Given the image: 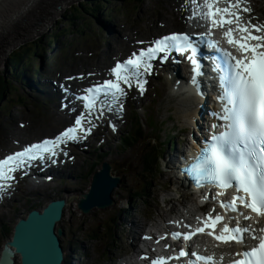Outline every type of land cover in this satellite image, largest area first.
Masks as SVG:
<instances>
[{"label": "rangeland", "instance_id": "1", "mask_svg": "<svg viewBox=\"0 0 264 264\" xmlns=\"http://www.w3.org/2000/svg\"><path fill=\"white\" fill-rule=\"evenodd\" d=\"M46 1L50 2L54 0ZM86 1L87 0H66L65 3H61L60 0H55V7L51 2L49 9L51 10L53 8L52 12H54V17L48 20H42L44 25L40 24V29H34L33 34L28 35L34 37H30L29 40L23 41L22 43L31 42V45H35L33 40L51 33L52 28H55L56 26L61 28L64 27V21H67L66 15L71 7L74 4L84 3ZM173 1L175 0H144L141 4H134L133 0H109L107 4L108 9L114 8V16L112 18L105 16L103 10L98 12V10L92 9L91 11L94 13V16L89 15V19H86L85 21L88 23H94L91 24L90 29H88L89 31L91 29H96L98 33L104 34L108 39L126 38L129 35L134 38L140 35L139 37L147 39L162 32L181 29L179 25L174 23V20L177 19V14L175 6L172 4ZM35 7L38 8L40 12H45L47 10L45 7H40L39 4ZM36 8H33L32 10L28 9L25 12L23 11L19 16L10 18V20L5 22L4 25H6L7 28L16 26L15 28L17 32L27 31L31 25L25 22L30 20L25 15H27L29 11L34 12ZM257 8L264 16V0L258 1ZM96 20L97 22H95ZM156 22L159 27L155 24ZM19 24H21L22 27H17ZM152 24H154L152 30L157 32H151ZM164 24L165 26H162ZM105 25H111V34H108ZM68 29L69 32L61 37L67 38L68 42L70 41L73 50H75L76 47H85L88 45L86 40L89 36L81 35V33L77 31V26L74 27L71 24H68ZM1 30L2 34H5V30L3 28ZM25 37L26 36H19L17 42ZM106 37H104V40ZM3 39L4 37L0 38V41ZM119 49H123V45L119 47ZM87 50L89 51L90 49ZM115 50L116 49H114L113 46L109 47L101 58H110ZM111 51L113 52L110 54ZM42 53L43 51L40 52V55H42ZM9 54L10 53L7 52L2 57L4 58L3 63L0 59V64H2L0 65V71L6 76L11 89L22 88L25 82L17 81L15 75H12L7 71ZM47 55L51 57L52 53L48 52ZM43 56L41 58L40 56L36 58L35 56L31 57L33 62H42ZM97 58L98 57L95 59ZM26 68L30 69L31 67L28 65ZM27 75L31 78L30 73H27ZM164 84V78L155 77L152 79V88L150 89V92L143 100L136 101L137 103L130 101L128 121L123 130L115 136L110 135L109 139H107L102 147L97 144V141H94L93 144L95 147L93 149L87 150L85 154L81 153V159L78 164L74 167L68 168L73 174V177L68 178L67 182L60 183L58 179L52 183H48L45 187L37 189L36 195L34 191V194L32 193L33 196H29L30 199L25 203L23 200L28 197L27 188L26 191L18 195L17 200H11L7 206H3L0 211V225H7L12 228L18 220L17 217H23L22 212L16 213V211L13 210V214L11 211L12 208H19V203L20 206H23V214H27L32 209L33 204L39 203L40 205H46L56 198H69L71 195L82 196L83 192L88 191L92 180V175H86L91 163L97 161L98 165L96 169H100L102 162L108 160L113 165L112 174L120 175L123 178L121 185L115 190V203L105 209L94 208L90 213H83L77 207V201L74 198L71 201L70 206L67 208L63 220L60 222L59 228L64 230V235L62 236L63 244L66 253L70 257L76 255L77 246L83 245L87 248V254L84 253L81 255L82 264H111L113 262L114 264H117L119 257L130 258L132 252H134L133 238L135 237L132 238L133 227H135L136 230L134 235L139 233L138 238L142 232L147 230L146 226L148 222L142 219L143 216L150 215V219L153 220V222H156L157 220L160 225L164 222V220L159 219V214L161 212H163L162 214H167L168 217L176 214V211L167 209V207L171 205L169 204L166 206L167 201L164 199L166 197L165 195L169 193L173 194V197H179L177 192V189H179L178 185L171 182V172L167 165L170 158L169 150L167 149L164 152V157L161 159L160 165L152 172L146 171L144 166V156L150 149L151 144H169L172 135L178 137V141L182 142L187 136L182 133V131L187 129V126L189 125L186 117V110L184 111L180 105V97L169 96L167 98V95H164L163 92L160 91V85L164 86ZM23 93H26V89H23ZM194 102L197 104L196 100ZM30 111L32 110L24 109L19 105L7 107L4 104L0 111V127L5 125L9 128H14L12 131L19 136H23V134L26 133L33 137H41L49 131V123H53V126L54 123H59V120L56 118V120L46 123L47 125L45 124V127L42 128L43 124L33 122V118L29 116ZM134 111H136L137 115L141 118L145 128V134L137 143H135V145L128 149H124L121 145V136L125 131L132 129V126L129 123L131 120L129 114L135 116ZM149 115L155 125L154 130L148 126L147 117ZM21 121L29 123L25 128H22L19 123ZM183 126L184 129L182 130ZM192 130L193 129L190 128V131ZM6 141L7 139L4 143L8 144V141ZM183 148H185V146L180 145V149L182 150ZM169 165L172 166L173 162L171 161ZM155 188L159 191L158 198H155L154 196ZM135 190L142 192L143 196L137 197L134 194ZM179 191L182 192V189H179ZM176 201L178 202L177 199ZM163 203L165 204V207H163ZM126 205L129 206V209H125ZM163 208L167 210H164ZM177 211L180 214L186 213V209L182 204L178 205ZM136 221L145 223L142 225L144 227L141 230L142 232L139 227L134 225ZM125 229L127 231H125ZM8 235H11V231H3L0 229V250L3 247V244L8 240L6 239V236ZM114 237L115 240H113ZM131 247L133 251L131 250ZM16 264H21L19 259Z\"/></svg>", "mask_w": 264, "mask_h": 264}, {"label": "snow or ice", "instance_id": "2", "mask_svg": "<svg viewBox=\"0 0 264 264\" xmlns=\"http://www.w3.org/2000/svg\"><path fill=\"white\" fill-rule=\"evenodd\" d=\"M217 3L218 0H205L207 11L204 12V16L210 20L213 28L235 24V30L229 27L224 35L228 43L236 45L243 55L237 58L231 52L221 49L224 56L228 58L227 82L230 90H226L219 97L222 102L227 101L222 117L228 122L227 130L211 137V142L202 149L187 171L198 186L202 183H212L226 190L235 184L236 194L230 201H221V207L237 211V202H239L258 217H264V34H258L264 33V25L251 22L240 23L241 16L233 9L240 7L241 0H236L235 3L229 0V6L225 8L218 7ZM243 11L247 12L250 9L245 7ZM217 16L219 19L216 18ZM234 31L241 33L239 38L234 36ZM173 49L180 52L191 49L193 55L189 56V59L194 66V71L198 70L197 61L194 58L196 49L188 36L186 34L164 36L156 40L153 47L141 50L138 55L133 53L132 57L122 63L117 62L111 69L115 79L105 80L102 84L87 89L88 95L83 97L86 101L85 106L91 110L99 102L101 94L105 97L111 95L114 100L125 95L121 82L131 86L132 80L136 79L137 86L143 90V83L139 81L141 69L150 70L149 62L157 53L170 52ZM193 82L195 83V78ZM227 104H231L232 107H227ZM82 119V117L77 118L76 127L68 128L55 140H44L0 160V180L10 179L13 171L25 162L38 157L42 158L44 152L55 155L53 150L55 145L77 138L75 133L81 126ZM218 195H224V192L221 191ZM243 218L252 219L248 215H244ZM222 219L220 215L213 218L209 214L208 219L204 221V227L197 228L195 232L183 234L184 239H190L192 235L204 232L205 228L215 229L216 224ZM254 231L250 227H240L238 224L235 227L225 224L220 235H215L214 231L208 234L213 235L220 242L243 243L244 234L254 233ZM260 231L264 232V228ZM181 235V233H174L173 237L178 238ZM252 238L258 240V244L242 253H237L238 256H242V259L234 260L231 264H264V236L253 235ZM180 255L183 256L186 253L181 251ZM197 259L211 261L213 258L197 256ZM152 264H164L163 258L154 260Z\"/></svg>", "mask_w": 264, "mask_h": 264}, {"label": "water", "instance_id": "3", "mask_svg": "<svg viewBox=\"0 0 264 264\" xmlns=\"http://www.w3.org/2000/svg\"><path fill=\"white\" fill-rule=\"evenodd\" d=\"M110 169V164L104 163V169L95 175L90 193L78 199V207L83 213H90L96 206L106 207L113 202L111 194L121 178H112ZM72 199L52 200L42 211L33 209L27 217L19 218L13 237L3 247L0 264H16L17 255L21 264H62L60 236L64 231L57 229V223L63 219L66 205Z\"/></svg>", "mask_w": 264, "mask_h": 264}, {"label": "bare ground", "instance_id": "4", "mask_svg": "<svg viewBox=\"0 0 264 264\" xmlns=\"http://www.w3.org/2000/svg\"><path fill=\"white\" fill-rule=\"evenodd\" d=\"M21 2H19L18 4H16L15 6H13L12 8H11V10L9 11V13L7 14V15H3V16H0V38H3L4 37V39L2 40V41H0V59L2 60V63H3V61H4V58H2L8 51H9V49L12 47V45L14 44V43H16L17 42V40L19 39L18 37L19 36H21V37H24V36H28V35H31V34H33V31H34V29H40L41 28V25L40 24H43L44 25V23L42 22V20H48V19H51L52 17H54V12H52V9L50 10L49 9V7H50V5H51V2L53 3V5H54V7H55V0L54 1H50V2H47L46 0H20ZM61 1V3H65V1L66 0H60ZM47 2V3H46ZM35 3H36V5H38L39 4V6L40 7H45L47 10L45 11V12H40V10L38 9V8H36L35 6ZM35 5V6H34ZM34 6V7H33ZM36 8V10L34 11V12H28V14L27 15H25V16H27L30 20H27V21H25L27 24H29V25H31V27L30 28H28L27 29V31H20V32H17L16 31V26L14 27V26H12V27H10V28H7L6 27V25H4V23L5 22H7V21H9L10 20V18H12V17H17V16H19V14L20 13H22L23 11L25 12L26 10H32L33 8ZM38 7V6H37ZM39 7V8H40ZM51 7H53V6H51ZM117 12V11H116ZM105 16H106V14H104ZM110 15V14H109ZM21 17V16H20ZM23 18V17H22ZM175 19V18H174ZM14 21V20H13ZM161 22V21H160ZM18 23V22H17ZM16 23V24H17ZM155 24H157V22L155 23ZM97 25V24H96ZM153 25L154 24H152L151 25V32L152 33H154V32H157V31H153L152 29H153ZM10 26H11V24H10ZM157 26H158V24H157ZM17 27H22V25L21 24H19V26H17ZM159 27V26H158ZM4 29L5 31V34H2V30L1 29ZM107 31V30H106ZM104 32V31H103ZM150 32V33H151ZM106 34V33H105ZM133 35V34H132ZM138 35V34H137ZM144 35V34H143ZM146 35V34H145ZM150 35V34H149ZM152 35V34H151ZM10 36V37H9ZM140 35H138V37H139ZM7 37H9V38H7ZM156 37V36H155ZM130 39H131V37H130ZM130 39L129 40H121L120 41V47L123 45V49H116L114 46V49H116L114 52H116V51H122V50H126L127 48H128V44H129V41H130ZM148 39V38H147ZM122 43V44H121ZM113 51H111L110 52V54L112 53ZM111 58V57H110ZM110 58H106V59H104V58H101V57H98L97 59H95V61L97 62V64H99V65H104ZM0 65H2V64H0ZM164 83H165V87H166V89H167V91L166 92H164V94H166L167 95V98L170 96V97H175V95L174 94H176L173 90H172V81L169 79V78H165L164 79ZM197 100H198V98L197 97H195ZM136 101H141V100H136ZM137 103V102H136ZM180 105H181V107L184 109V111L186 110V117H187V120H188V123H189V125L187 126V129H184L183 130V133L186 135V134H189L190 133V128H192V126H193V124H194V118H195V116L197 115V113H199V111H198V108H197V105L195 104V102L194 101H192V100H186V99H181V102H180ZM196 106V107H195ZM195 108V109H194ZM31 110V109H30ZM58 120H59V122L63 119V116L62 115H60V116H58V117H56ZM56 118L54 119V120H56ZM53 120V121H54ZM47 125V124H46ZM54 125H55V123H54ZM49 127L50 128H52L53 127V123H49ZM5 141V140H4ZM7 142V141H6ZM169 171L171 172V167H169ZM47 185V183H43V184H41V185H34V186H30V184H28V194H31V195H33L34 193V191H36L39 187L40 188H42V187H45ZM151 192H152V188H151ZM33 193V194H32ZM170 195V196H169ZM154 196H155V198H158V196H159V191L157 190V188H155L154 189ZM166 196V197H165ZM164 197V199L167 201L166 202V206H168L169 204L171 205V208L172 209H176V207H177V204H178V202H180L179 200H178V202L176 201V198L175 197H173L172 196V194H167V195H165ZM181 202L182 203H184V204H186L187 202H186V198H183L182 200H181ZM193 202L194 203H192L194 206H196L198 209H202V207H200L198 204H197V202H196V200L195 199H193ZM164 209V208H163ZM168 209V208H167ZM167 209H164V210H167ZM195 208L194 207H190L189 208V210L190 211H193ZM162 211V210H161ZM198 211V210H197ZM122 212V211H121ZM120 212V213H121ZM163 212H161L159 215L161 216V217H165V216H167V214H162ZM122 215V214H121ZM21 218V217H20ZM145 223H142V222H139V221H136L135 222V224L134 225H136L137 227H139V229H140V231L144 228L142 225H144ZM152 225L153 226H157V224L156 223H152ZM124 230V229H123ZM6 231H9V230H6ZM125 231H127L126 229H125ZM134 232H136V230H135V227H133V229H132V238L133 237H135V238H133V240H134V243H133V250H134V252H133V255H135L136 253H138L139 252V250H138V248H137V246H136V243H137V241L139 240V238H138V234L136 235H134ZM142 232V231H141ZM113 240H115V237H114V239ZM112 240V241H113ZM67 254L65 253V256H66ZM68 256V255H67ZM19 258V257H18ZM129 259H131V257L129 258ZM111 264H114V262L113 263H111Z\"/></svg>", "mask_w": 264, "mask_h": 264}, {"label": "trees", "instance_id": "5", "mask_svg": "<svg viewBox=\"0 0 264 264\" xmlns=\"http://www.w3.org/2000/svg\"><path fill=\"white\" fill-rule=\"evenodd\" d=\"M104 3L105 0H88L81 4H74L66 15L67 21H64V27L61 28L56 26L55 28H52L51 33L45 34L43 37H38L33 40L35 45H31V42H26L15 50L10 57V69L12 72L15 70V65L22 63V61L27 62L28 60H33L31 56H35V58L40 56L41 58L44 55L45 57L47 53L57 44L58 48H60L62 43L59 38L69 32L68 24H71L74 27L77 26V31L81 33V35H86L89 32L88 29H90L92 23H88L85 20L89 19V15L94 16V13L91 11L92 6H95L94 9L96 10H101L100 7L102 5L104 6ZM59 32L61 34H58ZM42 51L43 53L40 55V52ZM38 63H40V61H38ZM8 82L9 81L6 76L0 74V101L9 96L11 93V91H8Z\"/></svg>", "mask_w": 264, "mask_h": 264}]
</instances>
